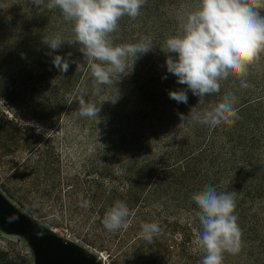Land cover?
Listing matches in <instances>:
<instances>
[{"label": "trees", "instance_id": "1", "mask_svg": "<svg viewBox=\"0 0 264 264\" xmlns=\"http://www.w3.org/2000/svg\"><path fill=\"white\" fill-rule=\"evenodd\" d=\"M180 1L147 0L135 20L125 16L119 21V30L112 34L114 44L136 43L147 35L153 39V50L135 62L129 58L126 68L129 73L113 77L124 83L119 84L126 95L122 97L121 105L126 103L127 94L134 99L132 113L126 114L120 108L107 116L108 106L103 103L101 94L114 84L97 85L94 82L89 60L80 52V45L69 44L74 38L73 23L66 21L58 8L40 11L32 0L16 1L15 5H22V10H28L31 5L39 12L36 26L37 45L41 47L39 64L44 68L42 76L48 73L52 79L49 110L67 106L72 123L76 120L82 127L91 123L89 137L97 138L94 157L101 159V163L66 175L59 158L44 150L48 141L42 143L43 136L38 133L32 143L29 129L24 130L19 125L4 127L0 122V141L15 139L35 144L37 161L46 169L42 182L49 186L43 195L52 198L60 209L75 211L80 207L88 212L96 211L100 217L97 225L103 226L108 208L117 199L125 201L134 215L130 217L127 229L117 231L121 234L120 240L128 235L135 236L132 232L141 230L142 223L158 222L163 231L151 242L140 234L133 239L144 242L141 249H152V260H159L160 264H198L204 255L201 249L192 251L196 235L193 228L199 230L200 227L194 216L198 209L191 200L193 193L201 191L205 185H212L218 191H235L243 246L239 254L225 253L224 264H264V57L250 67L246 77L254 87L241 88L239 79L230 76L222 82L221 92L206 97L201 106L202 111L211 110L225 92L235 93L240 119L234 124L209 129L190 119L181 121L179 113L187 117L199 98L191 91L187 104L177 103L169 97V91L186 86L178 84L177 78L167 72L166 54L161 51L166 39L178 32L181 17H176L173 11ZM15 10L13 8L11 12ZM57 34L65 43L49 55L50 49L44 39ZM55 55L71 61L66 73L53 64ZM130 87L134 89L128 90ZM69 94L73 99L71 104L66 99ZM80 95L101 103L104 111L101 108L99 116L103 124L96 122V118L75 114ZM48 147L54 148L53 145ZM19 198L22 204H27L29 212L32 209L38 212L43 206L29 200L28 195ZM82 199L90 200L91 206L81 207ZM140 255L133 254L142 259ZM2 264L15 263L4 259Z\"/></svg>", "mask_w": 264, "mask_h": 264}, {"label": "clouds", "instance_id": "2", "mask_svg": "<svg viewBox=\"0 0 264 264\" xmlns=\"http://www.w3.org/2000/svg\"><path fill=\"white\" fill-rule=\"evenodd\" d=\"M32 3L40 11L58 8L64 19L73 23L74 38L69 44L80 45L79 50L88 58L97 85L115 84L114 75L126 73L129 58L135 62L153 50L151 36L124 44H114L112 37L119 30V21L125 16L135 20L147 0H32ZM262 10L264 0H200L194 10L181 17L177 34L168 37L161 47L166 54L167 72L177 78L178 84L186 86L169 91V97L177 103L187 104L191 91L199 98L187 117L179 113L181 121L190 119L214 129L232 125L240 119L235 93L225 92L211 110L202 111L201 106L206 97L221 92L222 82L230 76L239 79L241 88L254 87L246 77L250 67L264 57ZM44 43L51 55L65 41L57 34L45 38ZM70 63L60 55L53 57V64L61 72L66 73ZM99 90L97 87V93ZM66 99L68 104L73 102L71 94ZM78 102L77 116L96 118L100 122L101 103L86 100L84 95L78 97ZM191 200L197 206L194 216L200 226L199 230L193 228L196 248L192 251L198 248L204 252L198 264H224L225 253L239 254L243 231L236 214V192L218 191L212 185H205L191 195ZM90 206V200L82 199L81 207L87 209ZM132 215L128 204L117 199L105 212L102 223L108 231L127 229ZM8 219L13 222L18 217L13 214ZM162 231L158 222L141 224V236L149 242Z\"/></svg>", "mask_w": 264, "mask_h": 264}, {"label": "rangeland", "instance_id": "3", "mask_svg": "<svg viewBox=\"0 0 264 264\" xmlns=\"http://www.w3.org/2000/svg\"><path fill=\"white\" fill-rule=\"evenodd\" d=\"M16 1L18 0H0L1 125H19L24 130L29 129L32 143L35 142V134L42 135V143L48 141L43 146L44 150L59 158L66 175L91 169L101 163V159L94 157L97 138L89 137L91 123L85 127L76 120L72 123L71 111L67 106L59 109L51 107L49 110V85L52 79L48 73L42 76L44 68L39 64L41 47L38 48L36 34L39 12L34 11L31 5L28 10H22L23 6L17 7ZM180 2L179 7H175L177 9L173 11L176 17H183L185 13L194 10L200 0ZM10 3L13 5L10 6ZM13 8L16 10L12 13ZM158 69L159 65L156 64L157 72ZM119 84L124 83L116 81L101 94L103 103L108 106L106 116L120 108L126 114L134 110V99L130 94H127L126 103L121 105L125 94ZM132 89L134 88L130 87L128 90ZM102 121L103 119L100 122L96 120L99 124H103ZM50 145L54 148L48 147ZM35 147V144L33 146L21 140L0 141V194L9 204L31 216L55 239L70 244L76 251L91 256L99 264L161 263L159 260H152V249H141L143 241H134L136 235H141V230L132 232L135 236L128 235L120 240L119 232L108 231L104 226L97 225L96 221L100 217L96 211L88 212L80 207L75 211L60 209L52 198L45 197L43 194L49 186L47 182H42V176L46 169L43 163L37 161ZM20 195H28L29 200L43 205L41 210L27 211V204H22ZM0 250V264L4 259L14 260L15 264H35V249L22 232L6 231L0 227ZM134 253L141 254L142 259L135 258Z\"/></svg>", "mask_w": 264, "mask_h": 264}, {"label": "water", "instance_id": "4", "mask_svg": "<svg viewBox=\"0 0 264 264\" xmlns=\"http://www.w3.org/2000/svg\"><path fill=\"white\" fill-rule=\"evenodd\" d=\"M13 214L18 219L9 222L8 218ZM0 227L6 231L22 232L29 238L36 253L35 264H99L91 256L76 251L70 244L55 239L31 216L9 204L1 194Z\"/></svg>", "mask_w": 264, "mask_h": 264}]
</instances>
